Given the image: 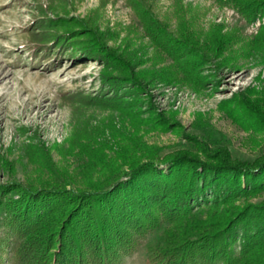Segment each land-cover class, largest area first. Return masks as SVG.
Instances as JSON below:
<instances>
[{
  "label": "rangeland",
  "instance_id": "obj_1",
  "mask_svg": "<svg viewBox=\"0 0 264 264\" xmlns=\"http://www.w3.org/2000/svg\"><path fill=\"white\" fill-rule=\"evenodd\" d=\"M143 3L174 35L187 23L201 46L216 27L246 40L257 29L218 0ZM134 7L129 0H0V185L81 187L86 167L91 179L125 170L117 152L131 146L142 148L137 155L154 149L159 155L200 153L208 146L225 149L235 161L264 159V47L247 55L240 43L232 53L206 52L193 84L154 47ZM86 28L129 65L88 55L95 44ZM45 40L40 47L37 41ZM132 76L138 81H126ZM235 203L262 205L264 191L239 194ZM251 215L262 218L264 211ZM259 221L250 224L249 235ZM167 227L160 222L136 237L119 264H147V246L161 243ZM243 227H233L213 264H225L224 254L240 258ZM17 242L1 208L0 264L12 263Z\"/></svg>",
  "mask_w": 264,
  "mask_h": 264
},
{
  "label": "trees",
  "instance_id": "obj_2",
  "mask_svg": "<svg viewBox=\"0 0 264 264\" xmlns=\"http://www.w3.org/2000/svg\"><path fill=\"white\" fill-rule=\"evenodd\" d=\"M129 1L154 47L173 61L182 79L193 84L200 78L198 65L207 58L206 52L215 56L232 53L234 45L240 43L239 51L247 55L264 47V23L247 40L236 31L222 33L216 27L201 46L187 23L182 24L180 35H174L143 3L145 0ZM218 1L231 3L250 23L264 19V0ZM63 29L68 28L64 25ZM86 33L95 44L88 55L104 62L115 58L123 65L113 50L95 38L92 29L86 28ZM46 37L49 39L48 33ZM47 41L37 42L42 47ZM126 81L138 80L132 76ZM202 147L200 153L180 149L159 155L154 149L137 155L142 148L131 146L117 152L125 170L119 167L115 173L91 179L92 169L86 167L81 187L76 188L39 190L20 183L0 185V209L18 238L11 264H119L122 255L135 246L136 237L160 222H167L168 227L161 243L147 246V264H213L238 224L244 226L242 252L234 259L224 254L225 264H243L247 259L251 264H264V217L251 215L252 210L264 211V204L235 203L239 194L264 191V159L240 162L232 160L225 149ZM254 220L260 221L249 235L246 231ZM259 248L261 253L254 255ZM251 254L254 257L250 259Z\"/></svg>",
  "mask_w": 264,
  "mask_h": 264
},
{
  "label": "built area",
  "instance_id": "obj_3",
  "mask_svg": "<svg viewBox=\"0 0 264 264\" xmlns=\"http://www.w3.org/2000/svg\"><path fill=\"white\" fill-rule=\"evenodd\" d=\"M256 23H257V24H256ZM254 24L257 25V28H258V26L260 25V24H259V20L256 21ZM256 31H257V29L255 30V32H256Z\"/></svg>",
  "mask_w": 264,
  "mask_h": 264
}]
</instances>
